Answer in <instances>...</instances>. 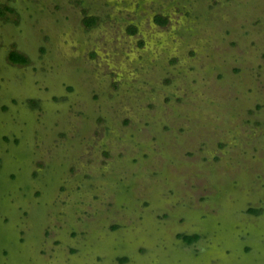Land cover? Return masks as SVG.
<instances>
[{
	"label": "rangeland",
	"instance_id": "1",
	"mask_svg": "<svg viewBox=\"0 0 264 264\" xmlns=\"http://www.w3.org/2000/svg\"><path fill=\"white\" fill-rule=\"evenodd\" d=\"M0 264H264V0H0Z\"/></svg>",
	"mask_w": 264,
	"mask_h": 264
},
{
	"label": "trees",
	"instance_id": "2",
	"mask_svg": "<svg viewBox=\"0 0 264 264\" xmlns=\"http://www.w3.org/2000/svg\"><path fill=\"white\" fill-rule=\"evenodd\" d=\"M91 19H93V18H91ZM91 19H89V20L91 21ZM157 19H158L159 22L164 23V20L162 19L161 16H158ZM89 20H88V22H90ZM130 31L134 33L136 31V27L134 25L131 26L130 27ZM10 58L15 63H24V62H26V58L23 55H21V54H19L17 52H12L10 54ZM251 210H253V209H251ZM183 238H184L186 243L190 244V243L195 242L199 238V235L197 233L193 234V235L185 234L183 236Z\"/></svg>",
	"mask_w": 264,
	"mask_h": 264
}]
</instances>
